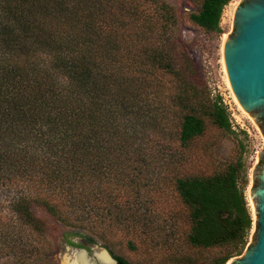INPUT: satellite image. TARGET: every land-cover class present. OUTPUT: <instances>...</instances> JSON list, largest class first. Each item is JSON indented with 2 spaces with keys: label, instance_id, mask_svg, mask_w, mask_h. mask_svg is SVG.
Here are the masks:
<instances>
[{
  "label": "trees",
  "instance_id": "obj_1",
  "mask_svg": "<svg viewBox=\"0 0 264 264\" xmlns=\"http://www.w3.org/2000/svg\"><path fill=\"white\" fill-rule=\"evenodd\" d=\"M191 1L187 19L222 33L231 0ZM177 29L164 0H0V191L11 193L0 208V255L46 259L28 239L46 230L34 204L66 228L129 218L136 241L152 233L175 264H197L207 250L211 264H226L243 252L253 226L250 166L239 155L195 169L208 124L229 130V113L188 73ZM159 182L175 200L168 207L151 195ZM176 215L188 227L181 235Z\"/></svg>",
  "mask_w": 264,
  "mask_h": 264
},
{
  "label": "rangeland",
  "instance_id": "obj_2",
  "mask_svg": "<svg viewBox=\"0 0 264 264\" xmlns=\"http://www.w3.org/2000/svg\"><path fill=\"white\" fill-rule=\"evenodd\" d=\"M175 9L178 18V29L176 31L177 42L179 43V54L183 63L186 65L188 73L196 80L200 86H204L209 95L214 97L220 95L227 105L229 113L230 129L222 130L208 124L205 135L200 139L199 144L206 147L207 154L203 158L200 165H196L195 169L203 172H210L212 169L221 167L226 162L241 155L246 166H250L248 170L249 182L246 188V197L253 218V226L248 238V243L254 233V210L250 200V188L252 183V171L256 164L258 154L263 147V138L256 127L255 123L246 115L243 109L235 101L230 89L228 88L223 60L222 47L224 36L231 28V18L233 8L238 0H231L225 5L220 25L222 33H207L200 27L191 23L187 19V13L196 9V4L191 0H164ZM184 59V60H183ZM155 176V174H153ZM160 192H152L151 195L159 196V205L167 206L168 201L172 199L168 193V188L164 190L162 182L158 183ZM166 192V197L164 193ZM11 195L7 189L0 191V208L7 210L8 198ZM175 198V197H174ZM175 201L174 199H172ZM177 206V205H176ZM179 208V206H177ZM34 213L45 220L46 230L43 234L29 233L28 239L37 247L41 245L46 249L45 260L30 262L29 264H63V257L69 253L67 241H74L82 245L89 251L91 246L94 248H103L109 254L113 253L122 256L133 264H175L168 261L169 249L162 243L154 244L150 241L146 234L141 235L138 242L132 233V227H126L130 223L129 218L124 220L125 226L117 224V226L107 227L102 224L99 228H89L87 226L79 228H66L39 206L34 204ZM177 211V209H174ZM178 210V215L179 214ZM165 214V213H164ZM177 234L181 230L187 231V224L183 223V216L176 215ZM180 224V225H179ZM79 231L87 237L94 239L93 243H87L78 235H69L67 239L64 237L65 231ZM152 234V233H148ZM147 235V236H146ZM181 235V233H180ZM133 239L134 248L128 244V240ZM159 240V238H157ZM160 241V240H159ZM181 246L183 243L179 242ZM188 248L187 246H183ZM244 251V250H243ZM242 254V253H241ZM214 255L212 250L202 252V260L197 264H211L210 259ZM239 256V255H236ZM16 255L4 253L0 255V264H16ZM43 259V258H42ZM228 264V262L226 263Z\"/></svg>",
  "mask_w": 264,
  "mask_h": 264
},
{
  "label": "water",
  "instance_id": "obj_3",
  "mask_svg": "<svg viewBox=\"0 0 264 264\" xmlns=\"http://www.w3.org/2000/svg\"><path fill=\"white\" fill-rule=\"evenodd\" d=\"M222 60L228 88L263 138L249 195L254 233L242 254L228 264H264V0H238L224 39Z\"/></svg>",
  "mask_w": 264,
  "mask_h": 264
},
{
  "label": "bare ground",
  "instance_id": "obj_4",
  "mask_svg": "<svg viewBox=\"0 0 264 264\" xmlns=\"http://www.w3.org/2000/svg\"><path fill=\"white\" fill-rule=\"evenodd\" d=\"M94 258L95 260L99 261L102 264H111L113 262L109 256V253L103 248L93 249V259ZM95 260H91L90 258L87 257L86 250L77 249L64 255L63 264H95L96 263Z\"/></svg>",
  "mask_w": 264,
  "mask_h": 264
},
{
  "label": "flooded vegetation",
  "instance_id": "obj_5",
  "mask_svg": "<svg viewBox=\"0 0 264 264\" xmlns=\"http://www.w3.org/2000/svg\"><path fill=\"white\" fill-rule=\"evenodd\" d=\"M85 241V240H84ZM86 242V241H85ZM88 243V242H87ZM68 244V243H67ZM79 244V243H78ZM68 245H70V246H72V247H68V250H69V252H71V251H73V250H77V249H84V250H86V254H87V257L88 258H90L91 260H95V258L93 259V249H94V247L93 246H91L90 247V249H89V251L87 250V249H85V248H82L81 246L82 245H80V246H73V245H71V244H68ZM109 256H111L114 260H115V262H112L111 264H117V261H116V259L110 254ZM110 257V258H111ZM96 261V263L95 264H102V263H100L99 261H97V260H95Z\"/></svg>",
  "mask_w": 264,
  "mask_h": 264
}]
</instances>
